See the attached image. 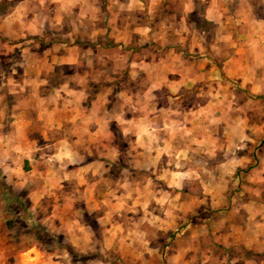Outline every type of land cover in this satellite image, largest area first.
Segmentation results:
<instances>
[{"label":"crops","instance_id":"1","mask_svg":"<svg viewBox=\"0 0 264 264\" xmlns=\"http://www.w3.org/2000/svg\"><path fill=\"white\" fill-rule=\"evenodd\" d=\"M21 5L0 11V157L7 180L16 162L33 207L47 204L51 230L70 242L79 230L84 239L85 217L99 212L92 209L115 212L149 198L156 182L187 191L190 176L218 205L247 199L244 238L264 264V118L250 113L253 98L264 95V0H185L177 24L112 25L122 35L105 44L100 62L116 65L108 79L116 86L93 97L86 74L74 77L76 85L70 75L54 83L85 55L77 44L45 38L43 11ZM194 16L211 32L195 27ZM169 27L175 40L154 37ZM203 153L216 162L200 169Z\"/></svg>","mask_w":264,"mask_h":264},{"label":"rangeland","instance_id":"2","mask_svg":"<svg viewBox=\"0 0 264 264\" xmlns=\"http://www.w3.org/2000/svg\"><path fill=\"white\" fill-rule=\"evenodd\" d=\"M18 4H22V11H43L45 38L50 39L53 34L67 41L70 48L72 44L78 45L80 56L85 55L84 62L77 67L61 68V78L54 83H62L70 75L73 77L71 85H76L81 80L74 77L86 74L92 97L106 86H116V80H108L116 65L100 62L103 54H109L105 44L121 38L122 32L115 31V27L125 25L127 20L154 23L157 28L163 22L177 24L181 11H186L185 0H0V11H9ZM258 9L261 10V6ZM56 11H60L58 33L55 32ZM193 18H196L195 27L211 32L210 22L200 16ZM105 25H109L108 31ZM112 25L115 26L113 31ZM160 34L170 40L178 37L170 27L166 33L162 31L154 37ZM253 100L256 101L250 113L253 120L260 121L264 118V95ZM4 129L8 131L9 126ZM3 160L1 156L0 264H260L259 248L244 238L245 234H251L250 223H247L249 212L244 206L247 199L237 204L218 205L210 200L211 193L202 188L204 181L189 176L185 184L187 191L181 192L174 185L156 182L152 184L149 198L141 194L138 202L125 203L115 212L106 206L92 209L99 212L85 217L90 233L81 240L77 237L79 230L71 233L74 239L70 242L66 232L51 230L46 217L47 204L33 207L29 185L18 184L24 178L17 175L16 162L11 169L14 177L8 176L10 180H7ZM206 162L216 161L211 160L210 154L203 153L196 164L202 169ZM209 178L201 174L197 179L207 184ZM140 179L142 181L144 176ZM67 187L71 188V181L67 182ZM260 196L264 201V192ZM251 226L255 229L256 223Z\"/></svg>","mask_w":264,"mask_h":264}]
</instances>
